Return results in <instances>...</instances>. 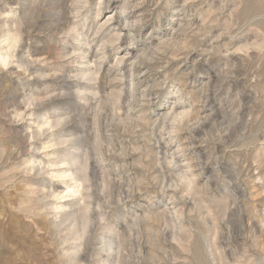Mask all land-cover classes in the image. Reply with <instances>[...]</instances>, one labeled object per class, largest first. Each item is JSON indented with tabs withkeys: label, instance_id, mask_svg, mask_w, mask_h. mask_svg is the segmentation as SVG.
Returning a JSON list of instances; mask_svg holds the SVG:
<instances>
[{
	"label": "rangeland",
	"instance_id": "rangeland-1",
	"mask_svg": "<svg viewBox=\"0 0 264 264\" xmlns=\"http://www.w3.org/2000/svg\"><path fill=\"white\" fill-rule=\"evenodd\" d=\"M73 3H0V13L7 17L0 18V264H233L234 254L245 248L253 264H264V185L253 183L258 176L264 178V60L259 51L240 47L251 43L256 33L230 42L221 35L232 32L230 25L245 12L241 0H145L140 7H134L137 0H129L133 7L123 15L125 0H103L102 5L100 0H89L86 11L99 15L89 20L87 28L75 26ZM141 13L147 22L136 47L129 48L124 21ZM110 17L111 23H106ZM112 30L125 33L116 46L119 51L108 45L101 58L98 49ZM215 45L233 50L230 59L236 67L223 75L213 68L211 107L206 105L200 113L213 115L199 121L193 134L196 143L212 135L213 124L221 126L224 120L220 97H238L236 122L224 138L237 150L226 151L225 143L216 148L217 155L223 153V169H232L228 179L233 183L225 197L236 205L233 211L238 210L245 235L231 247L217 240L214 251H206L196 232L197 200L202 194L219 199L224 189L212 182L204 193L181 200L187 189L174 192L169 187L178 170L170 176L153 164L150 155L158 145L163 157L166 143L154 133L151 143L145 144L141 138L145 129L136 130L137 113H129L128 101L134 85H154L177 68L176 76L182 79L196 61L199 72H208L210 64L224 58L191 49ZM158 47L160 59L148 62L151 71L130 63L141 52L152 56L149 49ZM96 62L99 71L95 83H89L95 71L90 66ZM199 79L192 76L185 81L189 91H195L191 81ZM77 87L84 95L75 92ZM67 89L73 90L71 98L51 95ZM93 91L99 95V105L88 95ZM153 109L157 114L162 111L156 104ZM148 118L155 116L149 113ZM187 135L180 133V139ZM195 187H204L203 177ZM98 205L104 206V216ZM84 231L86 244L77 252L72 241Z\"/></svg>",
	"mask_w": 264,
	"mask_h": 264
},
{
	"label": "clouds",
	"instance_id": "clouds-1",
	"mask_svg": "<svg viewBox=\"0 0 264 264\" xmlns=\"http://www.w3.org/2000/svg\"><path fill=\"white\" fill-rule=\"evenodd\" d=\"M3 2L4 0H0V3ZM144 2L145 0H137V4L134 7H140ZM102 4L103 0H100V5ZM241 6L245 8V12L235 24L230 25L233 31L229 32L226 30L221 35H227L230 42L237 37L243 39L250 32L256 33V38L251 43L245 41L240 47L245 49V52L253 49L259 51L261 53L259 59L264 60V19H261V17H264V0H241ZM73 7L76 9L73 13L74 24L78 27L87 28L89 20H94L99 15V12H97L96 17H94L90 10L86 11V9H89V0H74ZM131 7L133 6L129 4V0H125V6L121 11V15ZM15 11L16 9L13 8L12 13H15ZM144 17L145 13H141L136 19L124 21L123 27L128 30L127 46L129 48L136 47L137 41L141 39L143 27L147 22ZM0 18L7 20V17L2 13H0ZM53 19L55 22H59L57 17L54 16ZM106 23H111V17ZM6 27L7 24H5L4 28ZM17 27H22L19 21H17ZM0 31H3V28H0ZM75 35L79 36L82 33H76ZM124 35L125 33L122 30H112V35L98 49L101 58H103L104 48L108 45H112L113 47L118 46ZM219 38L217 36L213 40H218ZM222 48H227L228 50H222ZM116 50L119 51V48L116 47ZM161 50L159 47L155 50L149 49L153 53L152 56L141 52L140 56L130 63L134 67L145 68L147 66V69L151 71L152 66L148 62L160 59L156 53ZM191 51L200 52L202 56L215 52L216 56L223 57L224 59L219 61L215 66L210 64L208 72H199L196 68L198 61H196L190 66L189 70L181 74L182 79L176 76V72L179 71V68H177L164 80L158 81L154 85H149L148 87H140L139 84L134 85L131 99L128 101L129 113H137L133 122L135 123L136 130L145 129L141 138L145 140L146 145L151 143L154 133L158 134L160 140L166 143V151L163 157L160 156L158 145L150 155L155 158L153 164L161 167L164 171H168L170 176L173 175L175 170H178V174L173 176L169 187L174 192L181 188L187 189V191L182 192L181 200L186 195L195 196L197 192L204 193L212 182H216L218 187L224 189L219 199L215 196L202 194L197 200V209L195 210L198 216L197 235L204 241L206 251H214V245L217 240H222L231 247L234 240L245 235V232L241 229L243 221L238 219V210L233 211L236 205L230 202V198L225 197V193L230 190V185L233 183V181L228 179L232 169L229 168L227 171L223 169L224 156L223 153L217 155L216 148L217 144L225 143L226 151L237 150L235 145H228L224 138L236 122L237 113L239 112V107L237 106L238 97L235 99L230 96L220 97L224 101V120L221 121V126L213 124L212 135L202 136L199 142L196 143V136L193 134V131L199 121L211 119L213 115V113L203 117L200 115L204 111L205 106L209 105L213 68H219L220 74L223 75L226 71L235 68L236 64L230 59L233 50L228 46L215 45L207 49L192 48ZM74 55H79V53H74ZM126 58L127 56L118 58L117 64L112 67H118L122 63V60ZM205 63H208V61H205ZM220 64H223V67H220ZM90 67L95 71L89 83H95V75L99 71V62L94 63ZM192 76L200 78L199 80L191 81L195 91H189L188 85L185 83ZM204 77H207V82L202 83L201 80ZM68 78L72 79L73 76L69 75ZM76 78L88 79L87 77ZM137 89L139 90V96H137ZM215 90L219 93L218 86ZM75 92L79 95H84L78 87L75 89ZM151 93H155V95L153 96ZM51 95L71 98L73 90L67 89L60 92H52ZM88 95L93 97V103L97 105L101 103L97 92L93 91L88 93ZM110 101L111 97L105 103H109ZM153 104L162 109L159 114L153 109ZM209 106L211 107V105ZM178 108L181 109L179 113L176 111ZM163 109L167 110L163 111ZM149 113L155 116V119H149ZM181 116L184 117L183 120L180 119ZM66 119H71V117L67 116ZM217 119L219 120V116H217ZM183 132L188 133V135L185 139H180V133ZM132 135H135V131ZM198 148L201 150H197ZM255 163H257L259 169L261 166L259 165V161H255ZM209 166H211V172L205 174V170ZM199 177H203L204 180V187L202 189L195 187V181ZM253 183L264 185V178L258 176ZM173 200H175V196H173ZM110 208L111 206H109ZM97 210L101 216L106 214L103 205H98ZM230 212L231 216H229ZM200 213H203V215H200ZM179 219H182V217ZM99 223L102 224L103 221H99ZM86 227L87 225H85V229ZM74 228L75 225L73 226ZM71 231L69 235H71ZM247 235L251 236L253 233H247ZM86 236V231L76 233L72 242L76 245L77 252L83 250L85 247ZM99 236L100 231H97L96 237L99 238ZM253 262L254 258L249 256L247 248L242 253L234 254L233 264H253ZM225 264H227V261H225Z\"/></svg>",
	"mask_w": 264,
	"mask_h": 264
},
{
	"label": "bare ground",
	"instance_id": "bare-ground-1",
	"mask_svg": "<svg viewBox=\"0 0 264 264\" xmlns=\"http://www.w3.org/2000/svg\"><path fill=\"white\" fill-rule=\"evenodd\" d=\"M117 14V13H116ZM17 42V39H14V43ZM129 96V95H128ZM127 97V96H126ZM127 100V99H126ZM121 107V106H120ZM124 109V108H123ZM119 114H118V118H119ZM120 119V118H119ZM114 120V119H113ZM121 121V120H120ZM87 163V162H86ZM92 172V171H91ZM96 173V172H95ZM122 176V175H121ZM86 179V178H85Z\"/></svg>",
	"mask_w": 264,
	"mask_h": 264
}]
</instances>
